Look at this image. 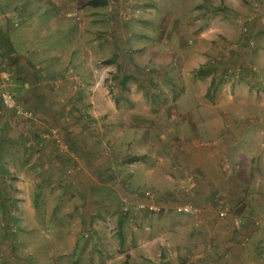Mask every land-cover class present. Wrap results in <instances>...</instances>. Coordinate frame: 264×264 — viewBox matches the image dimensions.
I'll return each instance as SVG.
<instances>
[{
  "label": "crops",
  "instance_id": "crops-1",
  "mask_svg": "<svg viewBox=\"0 0 264 264\" xmlns=\"http://www.w3.org/2000/svg\"><path fill=\"white\" fill-rule=\"evenodd\" d=\"M89 1L95 0H0V95L10 91L36 115L26 121L3 109L0 116L1 143L4 126L32 130L27 163L21 166L28 189L11 188L0 174L2 213L14 214L20 205V214L33 216L40 233L65 235L67 242L48 239L50 247L68 250L75 264H259L257 241L244 246L240 238L250 231L252 239L264 227L258 231L247 222L237 231L232 214L222 217L214 210L190 216L187 225L188 215L141 214L131 206L138 186L155 187L162 202L180 198L183 185L189 190L193 183L186 195L212 207L217 198L229 203V195L250 202V187L264 186V127L239 125L238 115L227 123L219 115L260 104L253 92L262 86L256 81L260 76L247 68L254 49L246 42L251 54L242 49L219 53L226 68L203 78L204 85L195 67L200 55L186 42L194 37L197 21H209L208 15H197L196 0H174L176 44L166 39V12L159 25L145 17L126 22L123 0ZM183 13L185 21L179 16ZM16 16L25 20L24 28ZM152 26L164 32L157 36L158 29H148ZM162 38L165 43L155 41ZM228 67H239L241 80ZM191 88L198 89L195 113L183 108L190 104ZM209 91L215 99L208 98ZM221 105L227 106L225 112H219ZM53 129L68 152L55 145ZM134 156L143 160L129 163ZM14 164L0 158L6 171L20 168ZM25 185L21 181L17 188ZM33 185L42 186L48 197L43 212L31 213ZM14 202L18 205L10 208ZM255 210L247 206L243 213L262 218L263 224L264 212Z\"/></svg>",
  "mask_w": 264,
  "mask_h": 264
},
{
  "label": "rangeland",
  "instance_id": "rangeland-1",
  "mask_svg": "<svg viewBox=\"0 0 264 264\" xmlns=\"http://www.w3.org/2000/svg\"><path fill=\"white\" fill-rule=\"evenodd\" d=\"M12 2H25V0H11ZM77 1V0H76ZM98 3H102L104 0H97ZM127 7L122 11V17L126 22L129 21H136L138 22L140 19L145 17V19L150 22V25H159L161 23V14L166 12V20L168 23V27H166V39L168 42L172 44H176L179 42L178 36H173L174 31V20L173 18L174 13H177V9L175 8L176 1L174 0H123ZM157 1V2H156ZM194 0H184V3H193ZM129 2V3H128ZM156 2V4H155ZM189 4H186L189 5ZM197 5V15L209 16V21L201 24V21L196 22V26L194 27V37H190L186 39L187 44L190 47L195 46L196 53L200 55L199 58L196 60V69L198 74L197 77L200 79L204 85L207 84V79L203 78H210L213 74H215L216 70L221 69L222 71L226 68L221 63V56L220 54L225 53L227 51L235 52L237 49L245 50L247 53L250 52L246 47V42L250 45V49H254V53L252 54L254 60L251 63L250 68L247 66L248 70L250 69L251 72L259 74V79L256 78L258 84L262 85L253 89V92L257 93L258 99H261L260 104L258 101L255 103H249V107L244 108L242 107V111L240 113H222V115L228 122L231 123L236 121V115H238L237 119L240 120L239 125L244 126H251L253 128H263L264 127V69H260L261 67V60L260 58V51L264 52V0H196ZM166 11H163V9ZM203 8L205 10H203ZM105 12H101L103 17L107 16V8L102 9ZM188 11V8H185V12ZM183 21L187 18V13L179 14ZM199 18V17H198ZM251 18H254L251 19ZM16 22L20 25V29L24 28L25 20L19 16L15 17ZM155 28L159 30L158 35L164 32L163 27H148L150 32H156ZM249 40L254 41V45L250 44ZM158 43H165L164 39H155ZM45 44V43H44ZM239 51V50H237ZM260 52V53H259ZM220 53V54H219ZM203 61V62H202ZM102 66V63L101 65ZM205 67V68H204ZM257 68V70H252L253 68ZM232 68H239V67H228ZM202 69V70H200ZM230 69H227L229 71ZM245 68H241L244 70ZM232 75L236 80H241V71L236 69H232ZM196 72V73H197ZM231 73V72H230ZM252 73V75H254ZM237 74V75H236ZM203 76V77H201ZM235 76H238L236 78ZM107 78H103V82L105 83V87L109 91L111 90L112 85L107 84ZM205 87V86H204ZM198 92V89L191 88L188 93V99L190 100V104L184 106L183 108H187L190 106L188 110L194 111L193 109L196 106L195 94ZM217 92V91H216ZM227 96L229 95V91H226ZM187 96V95H186ZM208 98L215 99V93L207 95ZM263 100V102H262ZM204 106L207 104L203 103ZM222 108H219V112L222 110L225 112L226 105H221ZM180 108V107H179ZM175 110H177L175 108ZM216 111V110H215ZM174 112V111H172ZM171 112V113H172ZM207 112H214L211 107H208ZM181 113V111H179ZM176 114V113H173ZM181 114L184 115L182 112ZM211 114V113H207ZM5 133H3L2 143L0 140V158L3 161L10 160L13 161L16 166L20 168H15L14 170H4L0 168V174L6 180H8L10 187L16 189L19 192H24L25 189H28L27 183L25 180L27 179V170H22L21 166L26 164V160L29 155V136H32L31 129L25 130L20 132L18 129L17 131L9 129L7 126L3 128ZM26 129V128H25ZM5 149H9L11 155L5 156ZM2 150V153H1ZM5 159V160H4ZM14 159V160H13ZM4 173V174H3ZM39 175L38 171H35V177L37 178ZM2 177L0 179L2 180ZM43 176L41 175L42 179ZM24 182L26 185L25 188L19 186L20 182ZM17 183V185H16ZM13 185V186H12ZM184 187L181 188L180 191V198L174 197L175 199H170L169 201H162L158 202L162 207V212L160 213H153V214H161L162 216L166 213H177L175 208L178 205L182 204H190L194 208H197L199 211L195 216L202 214L203 211L206 210H214L217 211L218 214L222 211H226L227 214L233 216V226L237 231L239 228L235 225V218H240L242 220V226L246 225V223H250V225L256 228L258 231L261 227H264V221L262 224V218L259 217H248L244 215L245 208L250 206L251 210L255 208H261L258 213L264 212V186H254L250 187L251 193L247 196L250 197V202H246L244 200L239 202V199L236 198L235 195H229L231 199L230 202H224L221 198H217L216 205L212 204H205L201 200H195V197L190 196L189 194L186 195L187 192H192L191 190L195 188L193 183L188 190V184L183 185ZM6 188V187H5ZM33 190L35 193L33 194V198L35 201L31 205V213L35 209L36 212H43L45 210V206H47L48 197L44 194V188L41 186H34ZM151 190L156 195H158L156 188L152 186H138L134 193H137L136 197L139 198L145 191ZM192 194V193H191ZM247 197V198H248ZM134 199L132 202V211L138 213H145L138 210L137 205L140 203V199ZM251 199L252 202H251ZM245 203V205H244ZM14 205H18V203L10 204L13 207ZM221 206V207H220ZM19 208L12 210L13 213H7L6 210L1 211L0 207V264H75L76 263V256L72 255L70 259L66 256V252L68 250H62L60 248L53 247L51 248L52 243H56L57 240L62 242H67V237L62 236V234H50L47 236L46 233H40L38 231L39 228H35V224L33 223V216L28 218V213L20 214V205ZM255 207V208H254ZM242 209V210H240ZM19 211V213H15ZM166 211V212H165ZM202 212V213H201ZM174 213V214H175ZM242 213V215H241ZM181 214V213H177ZM176 214V215H177ZM186 215V214H182ZM180 215V216H182ZM260 215V214H259ZM195 217L194 215L184 216L188 224V220L191 217ZM221 216V215H220ZM261 216V215H260ZM33 218V219H32ZM221 218V217H220ZM214 223H216V219H214ZM264 220V219H263ZM247 223V225H248ZM194 224V220H193ZM241 226V227H242ZM251 232L247 231V234L240 238V243L246 246L253 245L256 241V254L260 255L259 264H264V233H259V235H253L251 239ZM83 235H81V240H83ZM48 237L47 239H45ZM63 237V238H61ZM258 238V239H257ZM48 239H52V243L49 244ZM84 241V240H83ZM251 241V242H250ZM253 242V244H251ZM258 243V244H257ZM72 253V252H71ZM259 258V257H258ZM75 260V263H74Z\"/></svg>",
  "mask_w": 264,
  "mask_h": 264
},
{
  "label": "built area",
  "instance_id": "built-area-1",
  "mask_svg": "<svg viewBox=\"0 0 264 264\" xmlns=\"http://www.w3.org/2000/svg\"><path fill=\"white\" fill-rule=\"evenodd\" d=\"M0 102L2 105V110L0 109V116L2 114L3 109L7 111H11L15 113L18 117L22 118L23 120L29 121L35 119L36 115L29 109H27L24 105H22L16 98V96L11 93L10 91H3L0 95ZM52 139L60 151L68 152L69 146L64 143V141L60 138L57 133L56 129L51 130ZM139 199L141 200L140 203L137 205L138 210L145 212V213H160L162 212V207L157 201L156 194L151 191H145ZM177 213L186 214V215H196L199 211L197 208H194L190 204H182L178 205L175 208ZM222 217L227 215L226 211H222L220 213ZM235 225L237 228H241L242 220L240 218H235Z\"/></svg>",
  "mask_w": 264,
  "mask_h": 264
},
{
  "label": "trees",
  "instance_id": "trees-1",
  "mask_svg": "<svg viewBox=\"0 0 264 264\" xmlns=\"http://www.w3.org/2000/svg\"><path fill=\"white\" fill-rule=\"evenodd\" d=\"M98 1H89L88 4L89 5H97ZM143 160V157H139V156H134V157H131L130 159H128V162L129 163H134V162H138V161H141Z\"/></svg>",
  "mask_w": 264,
  "mask_h": 264
}]
</instances>
